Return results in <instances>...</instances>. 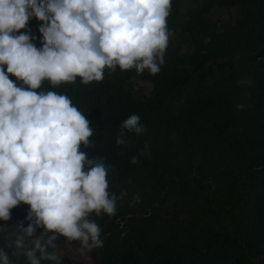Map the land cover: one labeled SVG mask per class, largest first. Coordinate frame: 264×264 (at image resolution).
I'll return each mask as SVG.
<instances>
[{"label":"trees","instance_id":"1","mask_svg":"<svg viewBox=\"0 0 264 264\" xmlns=\"http://www.w3.org/2000/svg\"><path fill=\"white\" fill-rule=\"evenodd\" d=\"M41 24L33 18L21 30L38 49ZM168 27L174 36L159 74L117 66L101 82L56 89L95 128L97 148L87 151L115 169L110 191L128 193L114 217L91 214L104 247L86 253L89 264H264V0H172ZM242 100L248 107L238 111ZM132 114L147 131L126 133L121 155L115 136ZM146 144L150 155L133 165ZM29 208L0 220L10 264H27L14 245ZM56 243L64 264H86L72 256L78 242Z\"/></svg>","mask_w":264,"mask_h":264},{"label":"clouds","instance_id":"2","mask_svg":"<svg viewBox=\"0 0 264 264\" xmlns=\"http://www.w3.org/2000/svg\"><path fill=\"white\" fill-rule=\"evenodd\" d=\"M171 9L172 0H0V220L8 221L20 204L30 206V223L21 226L24 236L14 245L27 264H64L56 243L61 236L66 244L78 242L81 255L103 248L102 230L90 216L114 217L128 196L127 190L119 196L110 191L115 169L87 151L97 148L95 128L56 89L101 82L105 69L111 73L117 66L159 74L174 36ZM33 18L42 22L40 49L29 32H21ZM247 107L243 100L236 105L238 111ZM146 131L138 114L125 119L115 136L121 155L126 133ZM149 148L131 163L149 156ZM132 199L141 202L139 194ZM0 260L10 264L3 252Z\"/></svg>","mask_w":264,"mask_h":264},{"label":"rangeland","instance_id":"3","mask_svg":"<svg viewBox=\"0 0 264 264\" xmlns=\"http://www.w3.org/2000/svg\"><path fill=\"white\" fill-rule=\"evenodd\" d=\"M72 256H77V257H79V258H82V259H84L86 264H89V263H90V261H89V259H88V257H87V254H86V253H85V254H83V255H81V253H80V252L73 251V252H72Z\"/></svg>","mask_w":264,"mask_h":264}]
</instances>
